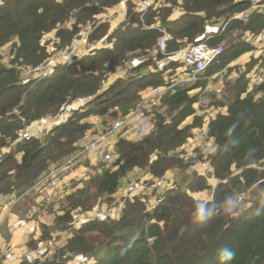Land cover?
Masks as SVG:
<instances>
[{
	"label": "trees",
	"instance_id": "trees-1",
	"mask_svg": "<svg viewBox=\"0 0 264 264\" xmlns=\"http://www.w3.org/2000/svg\"><path fill=\"white\" fill-rule=\"evenodd\" d=\"M118 1L0 0V47L10 43L11 55L7 64L0 56V152L9 147L8 152L0 155V195L22 194L48 172L50 166L63 162L80 149L78 140L88 128L84 118L90 113L103 114L115 105L112 116L121 118L131 107H137L141 92L164 87L160 78L145 70L139 76L130 74L125 81L129 74L128 63L124 66L126 70H116L132 58L129 55L139 56L142 63L139 67H152L149 62L154 56L148 55L156 50L160 32L149 25L158 19L167 33L166 53L200 41L213 48L225 40L219 31L222 26L223 32L264 30V13L251 12L246 24L231 19L235 12L248 7L247 0H164L170 2L169 7L145 13L146 25L140 22L137 14L140 11L131 12V6L136 5L130 4L126 7L127 20L107 33L109 25L102 22L104 11ZM176 5L181 8V15L168 19ZM68 19L71 20L66 21ZM220 19L217 32H205L208 22ZM87 27L90 29L85 36L87 46L105 36L104 43L78 60L55 66L49 73L42 69L23 77L25 69L33 71L34 67L48 61L46 33L55 29L63 47L69 46L76 34ZM228 43L225 47L222 44L224 53L205 69L204 78L253 48L247 44L237 47L232 40ZM204 78L189 82L191 85L175 86L173 92L168 90L163 95L166 110L175 111L179 120L173 119L165 125L156 123V130L150 135L138 140L120 138L114 144L116 167L103 170L95 180L97 196L114 194L121 179L135 167L149 171L151 177L162 174L161 170H154V152L168 153L184 142L186 133L182 127H177L183 117L194 111L191 105L195 102V97L187 94L192 88H204L207 83ZM104 80H107L105 87ZM79 98H86L82 107L67 119H55L56 123L47 129L45 137L23 136L32 122L59 116ZM207 127L215 148L210 159L203 160L213 165L220 182L213 189L212 198L193 197L199 192L202 194L211 183L206 181L210 175L202 171L198 175L192 168V180L185 191L170 188L171 184L155 185L156 192L161 189L160 195L152 189L156 202H146L147 198L142 195L132 197L122 210L120 205L116 207L113 216L82 224L71 237L65 238L63 250L84 264H264V92L259 96L247 93L233 98L226 112L217 113ZM17 153L19 158L15 156ZM250 188L253 192L257 189V198L244 210L228 206L234 190L243 192ZM77 194V201L69 202L73 205L71 210L81 207L87 196L86 188L81 187ZM240 196L241 202L246 199L245 192ZM201 204L204 205L203 216L199 213ZM68 213H64V218L71 220L73 217ZM47 235L50 237L46 232L41 237ZM225 247L231 249L234 256L231 261L222 262L219 250ZM48 251L50 248L45 253ZM43 257L34 264H66L61 252L41 261ZM20 264L28 263L22 260Z\"/></svg>",
	"mask_w": 264,
	"mask_h": 264
},
{
	"label": "rangeland",
	"instance_id": "rangeland-1",
	"mask_svg": "<svg viewBox=\"0 0 264 264\" xmlns=\"http://www.w3.org/2000/svg\"><path fill=\"white\" fill-rule=\"evenodd\" d=\"M152 1L155 4H161L163 0H152ZM256 1L257 0H255V3H256ZM137 2H138V0H120V1L116 2L117 6L113 7L110 11H111V13L112 12L119 13L122 11L124 13H127L128 8H126V7H129L130 4H132V5L136 4ZM247 2L249 4V1H247ZM257 3L260 4L259 8L252 10V12L253 13H255V12L264 13V0H258ZM167 7H169V6H167ZM173 8L174 9H173L172 13L168 16V18H170V17L173 18V17L178 16L179 11H181L180 10L181 8L178 5L174 6ZM156 9L157 8H154L151 11H156ZM261 9H262V11H260ZM135 10H137V6H134V5H133V7L131 6V12L133 13V11H135ZM236 13L237 12H235L234 15ZM137 14L139 15L138 16L139 18L144 17V15H145V13H142V12H138ZM127 17H129V16H127ZM70 20L71 19H68L66 21H70ZM121 20H122V18H120V20H118V22ZM66 21L63 25L66 24ZM211 22L212 23L208 22L209 26L205 28L206 33H208L210 30L218 28L221 25L222 20L221 19L218 21L211 20ZM248 22H249V20L247 22H243V23L246 24ZM158 23L162 25V23L160 22L159 19L155 24H158ZM87 28H84L83 33H82V31H79L78 32L79 35L76 34L77 35L76 38L80 39L78 44H80V43L85 44L86 47H87V44L85 43L86 38H84V37L87 36V34L90 30L89 28L88 29ZM55 31L56 30L53 29L49 33H46L44 35V38L46 39L45 42L48 41L46 43V45H47L46 50H48V52L50 54H49V59H48L49 62L47 61L43 66L40 67V69L41 68H43V70H49L50 69V71H46L48 73L52 71V68H54L55 66H57L59 64L64 65V64L70 63L71 61L78 60L81 57V56L80 57L75 56V57H72L71 59H68L65 62L58 63L56 61V58L59 56L66 57L67 54L69 52H71V47H67V46L62 47V44L60 43V39L56 38ZM219 31L223 33V36L225 38V40L221 42V44H223L224 47L229 45L228 40L235 41L237 43V47H240V46L244 47V45L247 44V46L253 47L250 50L249 54L252 53L255 56H249V58H247L248 54L245 55V53H244L243 55H245V59H246L245 61L240 62L239 64H236V65L231 64L232 63L231 62L227 66L224 65V66L220 67L218 69L219 71H217L215 73L212 72L210 75H206V77L204 78V79H206V82H207L205 84L206 87H204L202 89L196 88L197 89L196 91L189 90L190 93L187 94L188 97H191V96L195 97L194 103L196 106V110H201L202 115L209 114V111L212 113V115H214L215 113H218V114L219 113H225L228 104L230 103V101L233 98H236L237 96H245L247 93H254L255 95L259 96L260 94H263V92H264V88H263L264 81L261 82L260 84L259 83L255 84L253 82V77L255 75H257V76L264 75V36H263L264 30L262 29L261 31L256 32V33L250 32L249 30H241V29L231 30L229 32H226V31L223 32L224 29L222 30V27H221V29ZM107 33H109V32H107ZM155 49L156 50L155 51L153 50V52L150 53L148 56H151V57L154 56V59L153 60L151 59L149 63L152 66L151 69H155V71H157V72H151L150 67H148V66L139 67L140 64H142L141 60L140 61L138 60L139 56L133 57L131 55H129L128 57H132V58L130 60H126L123 63V67L117 66L116 70L125 69L124 66L126 65V63H128L130 66H132L127 71L129 74H127L125 76V78H126L125 81H128L130 73H132V74L134 73L133 74L134 76L142 75L144 70L146 71V73H153V74L160 73L161 70H163L166 67L168 62L165 61L166 57L164 55V52L161 50V48L159 49V46H158ZM9 50H10V43H7V44L0 47L1 59L6 64L11 60L10 59L11 55L9 53ZM72 51H74V49ZM255 53H258V54H255ZM77 56H79V55H77ZM242 59L243 58H241V60ZM172 66L177 67V63L172 62ZM173 67H171L170 68L171 70L166 73V79H171L173 77V75H174V68ZM139 69H142V70H139ZM31 74H33V71H31L29 68H27V69H25V71L23 73V77H28ZM214 74H216V75H214ZM256 80L258 81L257 77H256ZM183 85H187V83H185ZM160 91H162L163 94L165 92V90H163V89H161ZM79 99H81V98H79ZM161 100H163V98H161ZM137 105H140V104L138 103ZM164 109H165V107L163 109L159 108V111H158V106H154L152 108L153 114L150 112H147L146 114L148 116L150 114H152V116H151L152 120H153V116L155 115L154 118L156 119V121H155V124H156V122H158V121L163 122ZM206 110L208 112H205ZM73 111L74 110H68V111L66 110L68 115L65 114V116H64L65 119H67ZM213 111H215V112L213 113ZM167 116L171 120H173V119L179 120L180 119L179 117H177L178 115L176 114L175 111L169 112ZM208 117L210 118V115ZM184 118L185 117H183L182 121L179 123V127L180 128L182 127L181 129L186 133V138H185L183 144H180L178 146H174L171 150L168 151L169 153H162V152L157 151V150L154 153V155L156 157V158H154V161H156V164L154 165V170L155 171L161 170L162 174H156L155 176L151 177L149 171L142 170L141 168L138 167L139 170L135 171V174L134 175L132 174V177L129 176V174H127L125 177H123L121 179L120 186L117 189L115 196L114 195L97 196L96 192H95V187H94L95 180L99 177L100 173L103 170L112 169V168L116 167L114 165V161H115L116 157L113 156V151L111 150V148H109V149L104 148L101 151L102 152L101 155L97 158V161L94 164L87 163L86 168L83 169V173L79 176V178L72 179L67 186H61L60 185V183L62 182V175L66 174V172H63V171H65L66 169H63V170L59 171L58 173L56 172L57 175L55 173L56 176L52 177L56 180V182H54V183L51 182L52 178L51 179L49 178L48 181L46 182L49 185V188L46 189V191H49L48 194L50 195L51 198L57 197L59 195L58 192H60V197H58L56 200H53V201H58V202L52 201L53 204L50 206V224L42 226L40 236L33 237V233L28 235L26 243L24 245V249L21 252V254L25 253L28 250L36 249L40 243L42 244L45 241L50 240L53 242V243H51L50 251L45 253L46 255L43 257V259L41 261L47 260L48 257H51L55 252H61V257L63 258L62 260H65L66 264H84V262L79 261L78 257H76V256L72 257L66 250H63V248H62L64 241H65V238L71 237V235H72L71 233L76 232L77 228H74V223L77 224L76 221H79L80 226H81L82 224L85 223L86 219L92 218L93 215L94 216L101 215L107 210H111L114 207H119V205H120L121 210H122L125 203H127L129 199H131L132 197H134L136 195L145 196L147 198L146 202H149V201L151 203L156 202L153 200V197H155L153 192L155 194L160 195L159 192L161 191V189H159L156 192V188H155L156 184H153V181H155L156 179H160L162 181V183L170 184L169 183V179H170L169 172H173L174 176L176 177V180L173 181L176 184L174 185L173 183H171L172 187H170V188L179 187V185L177 184L179 182V180L181 181L184 178H186L187 176L192 177L191 170H193V169L195 171H197V169H200L199 171L205 172V174L208 176L210 174V172L208 170L203 171L204 168L200 167V166H201V162L203 161L204 158L210 159L211 153L214 152L215 144L214 145L211 144L209 146L208 150H206V148H204V146L202 148L197 147L195 149V148H191L192 146H191V143H189L188 138L194 139L195 133H199L200 135L205 136V134L202 133V130L205 127V129H207V131H209L207 125L211 119L209 121L208 120L204 121L203 116H201V115H198L195 117L193 116V118L190 121L187 120L188 118H186L185 120H184ZM43 119L44 118H42L40 120L38 119V120L32 122L25 129L28 130L33 136L38 132L37 131V129H38V130H40V132H38V136H41V138L45 137L47 130H44V128H46V127L44 126V123H42ZM46 119H49V117H46ZM111 120H113V119H111ZM118 120H120V122H122L123 118L121 117ZM187 123H189V124H187ZM194 127H197L198 129L194 128ZM31 128H34V129L36 128V132L32 133L29 130ZM159 129H161V126L159 127ZM154 130H156V128ZM205 137H206V139H209L210 134L205 136ZM97 138H95L94 140H96ZM8 151H9V147H4L1 149L0 155L2 156ZM85 153L86 152H83L82 154L84 155ZM106 154L110 155V159L105 160L104 155L107 156ZM15 156L17 158H19L18 153L15 154ZM174 160H176L177 162L173 163ZM54 166H55V164L50 166V170H52L54 168ZM163 167H166V170H163L162 169ZM262 169L264 170V168H262ZM131 172H129V173H131ZM235 172H237V171H235ZM60 173H62V174L59 175ZM177 173H179L183 177L180 179L179 175L177 176ZM146 174H148L149 176H147ZM177 180H178V182H176ZM223 182L225 183L226 181L223 180ZM219 183L220 182L218 181L217 184H219ZM130 184L134 186V189L132 191L127 190V187ZM77 185H79V186H77ZM211 185L212 186H208V188H209V190L213 191V189L216 187V185L215 184H211ZM81 187H85L87 190L86 199H84V202H81L82 203V205H80L81 207L76 206L74 209L71 210V207H73L72 204L75 203L77 201L76 200L77 197H79V194H77V191H79L81 189ZM152 189H153V192H152ZM254 190H255V192H253L252 188L244 189L243 192H240L238 190H234L233 191L234 195H232L230 197V199H228V201H227V203L230 204L228 206L233 208L234 210H241V211L244 210L245 206L249 202H252L255 200V198H257V193H258L256 191L257 189L254 188ZM244 192H245L246 199L242 200V202H241L239 200L241 197L240 195H243ZM131 193H134V194H131ZM31 194H27V195H31ZM212 196H213L212 194L205 192V195L202 196V198H212ZM69 202H72V204L69 205ZM228 206L226 204L224 205L225 208L229 209ZM76 208H78V209L76 210ZM67 211L69 212L68 215L70 217L74 216V218L76 219L75 222H74L73 218H71V220L69 218L68 219L64 218V213H66ZM45 232L50 233V237H49V235H47V236H44V238H42L41 236H43ZM41 239H43V240H41ZM9 253L11 255L10 258H12L14 255L13 251L10 252L8 249H6V250L4 249L3 255H8ZM16 256H18V255H16ZM5 259H7V258H5Z\"/></svg>",
	"mask_w": 264,
	"mask_h": 264
},
{
	"label": "crops",
	"instance_id": "crops-1",
	"mask_svg": "<svg viewBox=\"0 0 264 264\" xmlns=\"http://www.w3.org/2000/svg\"><path fill=\"white\" fill-rule=\"evenodd\" d=\"M247 1H249L248 6H250L251 3H255V0H247ZM260 11H262V9ZM180 15L181 14L179 11L178 16L173 17V18L170 17L169 19L177 18ZM120 18H122V20L118 22V20H120ZM125 20H127V15L123 11L119 12V13H117V12L110 13L109 9H108V10L104 11V20H102V22L104 21V22L108 23V25H109L108 32H111L121 22H123ZM160 25L161 24H159V26ZM80 31H82V33H83V30H80ZM263 36H264V34H263ZM79 40L80 39L74 37L69 44V47H71V52H69L66 57H62V56L57 57L56 61L58 63H61V62L67 61L68 59H71L72 57H75V56L80 57L84 54H87L90 49L95 48L97 45H99L101 43H104L105 36L103 38H101L96 44H90V46H87V47L85 46V44H81V43L78 44ZM85 43H87L86 39H85ZM155 47L156 48L158 47L157 40L155 43ZM73 49H74V51H72ZM249 52L250 51L245 52V55L248 54L247 58H249V56H255L252 53L249 54ZM243 54H241L240 56H238L234 60L228 62L227 64H225V66H227L231 62H232L231 64L236 65V64H239L240 62L245 61L246 60L245 55H243ZM255 54H258V53H255ZM77 55H79V56H77ZM241 58H243V59L241 60ZM167 60L168 59L166 57L165 61H167ZM48 62H49V60H48ZM171 63L172 62H169L166 65V67L163 70H161L160 73L155 74L158 78H160L163 81V84H165V83L170 84L171 83L170 84L171 87L168 89H164L163 87L159 88V86L158 87L156 86L155 89L153 87H151L150 89H147V90L141 92L140 93L141 99L138 102L140 104L139 108L135 111H134L135 107L134 108L131 107L129 109L128 113L122 117L123 118V125L119 129H111L112 123L114 121L120 119V118H116V117L114 118L112 116L114 110L116 109L115 105L111 106L109 108V110L105 111V113H103V114H98V113L92 112L86 118H84V121L88 123V128L85 130L84 136L78 140L79 146H83L86 143L93 141L95 138L101 136L102 134L107 133V136H106L105 140L98 143L94 149H89V150L87 149L86 153L83 156H81L79 159H77V161L75 163H73L75 167H72L70 165L71 167L68 166L69 168L68 167L63 168V169H66L65 171H63V172H66V174L62 175L63 176L62 182L60 183L61 186H67L72 179L79 178V176L83 173V169L86 168L87 163L94 164L97 161V158L101 155V153H102L101 151L104 148H107V149L111 148V150H112L114 144L120 138H123L126 140H138L139 138L140 139L144 138V137L150 135L152 132H154L155 126H157V125L155 124V121H156V119L154 118L155 115L153 116V120L151 119V116L153 114L152 108L154 106H158V111H159V108L163 109L166 106V104L162 103L163 100H161V98H163V95H165V93L168 90H171V92H173V88L175 86H178L180 84L183 85L185 83L191 85L192 83H189V82H193V81H188V80L187 81L186 80L181 81L182 78H186L185 68H178L177 69L176 67H173L171 65ZM131 67L132 66H130V68ZM171 67L174 68V75L171 79H166V73L171 70L170 69ZM150 70H151V72H157V71H155V69H151V67H150ZM215 72H217V71H215ZM130 74H132V73H130ZM119 75L121 76L123 74L120 73ZM214 75H216V74H214ZM256 77H257V79L261 78V81H257ZM200 78H204V75ZM106 81L107 80L103 81L102 85H104V87L107 86L105 83ZM263 81H264V75H260V76L255 75L253 77V82L255 84H257V83L260 84ZM197 88L202 89L199 87H197ZM161 89L165 90L164 94L162 91H160ZM190 90L196 91L197 89L192 88ZM189 93H190V91H189ZM83 102H86V98H84L82 101L76 100V101L72 102L71 104H69L70 107L64 108L62 110V112L60 113V115L57 117L54 116L53 118H49V119L44 118L42 121V123H44V126L46 127V128H44V130H47L49 128V126H53L56 123L55 119H57L59 121L64 120L65 114L68 115L66 110L67 111L68 110H76V109L82 107V105L84 104ZM86 108H90V106H87ZM192 108L194 111H192V113L185 116L184 120L186 118H188L187 120L190 121L193 118V116L195 117V116L201 115V116H203L204 121H207V120L209 121L210 119H212L217 114V113H215L214 115H212V113L209 111V114L202 115L201 110H196L195 103L192 104ZM147 112H150L152 114H150L148 116L146 114ZM205 112H208V111L206 110ZM214 112L215 111H213V113ZM168 113L169 112L165 108L164 109L163 122L158 121L156 123H161L162 125L170 123L172 120L167 116ZM209 115H210V118L208 117ZM119 117H120V113H119ZM111 119H113V120H111ZM51 120H53V121H51ZM187 124H189V123H187ZM177 128L178 129L180 128L179 125ZM194 128H197V127H194ZM29 130L32 133L36 132V128L35 129L31 128ZM37 131L40 132V130H38V129H37ZM207 135H209V131H207V134L205 136H207ZM205 136H202L199 133H195L194 139L188 138L189 143H191V146H192L191 148L196 149L197 147L202 148L204 146V148H206V150H208V148L211 144L214 145V138L209 137V139H206ZM205 161H208V160L205 159ZM175 162H177V161L174 160L173 163H175ZM63 169H60L56 172L58 173L59 171H61ZM137 170H139V168L135 167L132 170V172L129 173V176L132 177V174L134 175L135 171H137ZM199 170L200 169H197V172H199L198 175H201ZM46 173H44L42 176H44ZM57 173H56V175H57ZM61 174L62 173H60L59 175H61ZM146 175L149 176L148 174H146ZM169 175H170L169 183L171 184L174 180H176V177L174 176L173 172H169ZM178 175H179L180 179L183 177L182 175L177 173V176ZM209 175H210L209 179L206 177L207 183H211V184L216 185L218 183L219 179L215 176L214 171L212 173L210 172ZM184 179H183L184 181L183 180H181V181L179 180V182H178V180L176 181V182H178L177 184L179 185V188L182 191L186 190L189 182L192 180V177L187 176ZM37 182H38V179L34 183H32L26 190H24V192L20 195H15L14 193L0 195V264H20V262H22L23 254H24V253L21 254V252L24 249V245L26 243L28 235L33 233V237H36V236L38 237L41 234L42 226L50 224V206L53 204V202H58V201H53V200H56L58 197H60V192H58L59 195L57 197L51 198L50 195L48 194L49 191H46V189L49 188L48 183L43 182V183L37 184ZM77 186H79V185H77ZM209 186H212V185H209ZM206 191L209 194H213V191L209 190V188H207V189H204V192L202 194L199 192V193L195 194L193 197L194 198L202 197L205 195ZM115 193L112 195L115 196ZM27 194H31V195H27ZM203 199H205V198H203ZM78 225L77 224L74 225L75 226L74 228H77ZM4 249L5 250L8 249L10 252L13 251V253H14L13 257L10 259H5V255H3ZM16 255H18V256H16Z\"/></svg>",
	"mask_w": 264,
	"mask_h": 264
},
{
	"label": "built area",
	"instance_id": "built-area-1",
	"mask_svg": "<svg viewBox=\"0 0 264 264\" xmlns=\"http://www.w3.org/2000/svg\"><path fill=\"white\" fill-rule=\"evenodd\" d=\"M258 1V0H257ZM251 3L250 6H248L246 9H244L243 11H239L238 13H236L235 15H233L231 17L232 20L236 19V20H242L243 22H247L249 20V14L252 12V10H255L256 8H259L260 4L259 3ZM137 6V11H140L142 13H147L149 11H151L154 8H159V7H164V6H168L170 5L169 2H164V0L162 1L161 4H155L153 3L152 0H138V2L135 4ZM117 5H113V7H116ZM112 7V8H113ZM111 8V9H112ZM110 9V10H111ZM109 10V12H111ZM169 19V18H168ZM140 22L143 25H146L145 20L143 19V17L140 18ZM149 27L151 28H156L160 31V34L158 35V37L156 38L157 40V44L159 46V48H161V50L164 52V55L167 57V62H176L177 63V69L178 68H185L186 71V78H182L181 81L184 80H188V81H195L198 78L202 77L205 69L213 63V61L216 59V57L218 55H220L223 52V45L219 44L213 48L209 47L208 45H206L205 42H196V43H192L189 45H184L180 48H178L177 50L174 51H170L167 52L165 51V40L167 38V34L164 28H162L161 26H159L158 24H151L149 25ZM223 28V26H222ZM217 32V28L213 29ZM223 30V29H222ZM69 47V46H67ZM43 68L40 69V67L36 66L33 68V72H38L40 70H42ZM46 71H50L46 70ZM258 81H261V78H258ZM171 84V83H170ZM170 84L165 83L164 84V89H168L171 87ZM83 99H78V101H82ZM69 106H66L65 108H68ZM138 109V105L137 107L134 109L137 110ZM53 121V120H51ZM123 125V121L120 122V120H116L112 123L111 129H119L121 126ZM51 126H49L50 128ZM203 134H207V129H205V127L202 130ZM24 137H31L32 134L27 130L23 133ZM34 136H38V133ZM107 136V133L102 134L100 137H98L96 140H93L91 142L86 143L83 146H80V149H77L73 154L69 155L68 157H66L63 162L57 164L54 166V168L52 170H49L44 176H41L38 179L37 184L43 183V182H47L48 179L52 178L55 176V172L66 168L70 165H72L73 163H75L77 161V159H79L83 154V152H86V150L88 149H94L96 147V145L100 142H102L103 140H105ZM107 156L104 155L105 160L106 159H110V155L106 154ZM202 167L207 168L209 170V172H213L214 171V167L213 165L209 162V161H202L201 162ZM55 169V170H54ZM216 179V178H215ZM51 182H56V180L54 178H52ZM156 186H161L162 181L160 179H157L155 181ZM134 189L133 185H128L127 190L128 191H132ZM129 194V193H128ZM134 194V193H131ZM78 208H76L77 210ZM116 212V207H114L111 210H107L105 211L103 214L98 215V216H92V218L94 219H103L106 218L107 216H113L114 213ZM73 219L76 221V219L73 216ZM90 218L86 219L89 220ZM79 222V221H76ZM51 243H53L52 241H45L44 243H40L38 245V247L36 249H32V250H28L24 253L23 255V260H25L28 264H34L36 261H38V259H41L43 257V255L45 254V251L51 247ZM11 255L10 253L8 255H5V258L10 259Z\"/></svg>",
	"mask_w": 264,
	"mask_h": 264
},
{
	"label": "clouds",
	"instance_id": "clouds-1",
	"mask_svg": "<svg viewBox=\"0 0 264 264\" xmlns=\"http://www.w3.org/2000/svg\"><path fill=\"white\" fill-rule=\"evenodd\" d=\"M209 32L210 33H214L216 31L215 30H210ZM199 213H200L201 216H203V214H204V205L203 204H201L200 207H199ZM90 220H94V218H90L89 220H86L85 222L90 221ZM74 222H75V220H74ZM76 223L79 224L78 227H77V228H79L80 222H76ZM74 225H76V224L74 223ZM233 256H234L233 251L231 249L227 248V247L222 248V249L219 250V259L222 262L231 261V259L233 258Z\"/></svg>",
	"mask_w": 264,
	"mask_h": 264
}]
</instances>
